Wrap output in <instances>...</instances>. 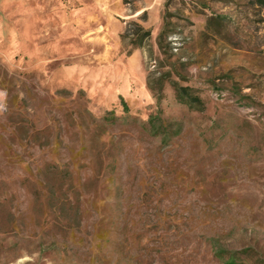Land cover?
Instances as JSON below:
<instances>
[{
	"label": "rangeland",
	"instance_id": "1",
	"mask_svg": "<svg viewBox=\"0 0 264 264\" xmlns=\"http://www.w3.org/2000/svg\"><path fill=\"white\" fill-rule=\"evenodd\" d=\"M145 1L0 0V264H264V0Z\"/></svg>",
	"mask_w": 264,
	"mask_h": 264
},
{
	"label": "crops",
	"instance_id": "2",
	"mask_svg": "<svg viewBox=\"0 0 264 264\" xmlns=\"http://www.w3.org/2000/svg\"><path fill=\"white\" fill-rule=\"evenodd\" d=\"M91 3H93V10H90L89 8H85L84 10H82L79 13V16L83 15V19L85 20L86 23H90V22H96L97 16L100 15H104L105 11H106V15H109V10L110 9H106L104 11L103 5H101L103 3L104 0H90ZM115 3L117 2V0H114ZM146 5L143 6L141 9H137L134 12V15H138L141 12H148V15L150 16V18H148V20H145L143 22L144 27L147 28H151L152 25H154V16L155 14L159 13V0H146ZM115 8H117V6H114ZM111 11V10H110Z\"/></svg>",
	"mask_w": 264,
	"mask_h": 264
},
{
	"label": "trees",
	"instance_id": "3",
	"mask_svg": "<svg viewBox=\"0 0 264 264\" xmlns=\"http://www.w3.org/2000/svg\"><path fill=\"white\" fill-rule=\"evenodd\" d=\"M136 30L133 31L132 33H129V30H126L124 34H122V39H128V42L130 45L134 47H142V43L146 38L150 35V30H146L142 28L140 25L135 24ZM158 46L161 47V33L158 35ZM189 89L187 87H178L176 89L177 91V96L180 99L181 102L185 103L188 107L192 106V101L195 100L197 102H200L198 97L192 98H187V96H190L189 93L187 92Z\"/></svg>",
	"mask_w": 264,
	"mask_h": 264
},
{
	"label": "built area",
	"instance_id": "4",
	"mask_svg": "<svg viewBox=\"0 0 264 264\" xmlns=\"http://www.w3.org/2000/svg\"><path fill=\"white\" fill-rule=\"evenodd\" d=\"M6 111L4 93L0 90V114Z\"/></svg>",
	"mask_w": 264,
	"mask_h": 264
}]
</instances>
